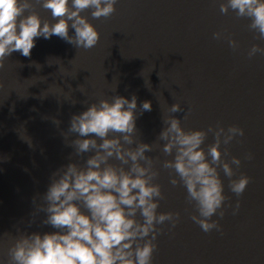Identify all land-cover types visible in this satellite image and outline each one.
Instances as JSON below:
<instances>
[{"label":"water","instance_id":"water-1","mask_svg":"<svg viewBox=\"0 0 264 264\" xmlns=\"http://www.w3.org/2000/svg\"><path fill=\"white\" fill-rule=\"evenodd\" d=\"M223 2L117 0L107 18L93 19L91 9L81 13L100 33L93 48H76L54 35L35 38L30 57L13 52L5 59L0 68V264H7V250L19 234L58 231L42 223L47 214L39 211L50 177L69 163L83 166L94 154L75 155L70 145L77 134L65 139L64 133L73 115L115 95L137 97L135 139L152 144L146 155L158 157L154 182L164 197L158 212L180 214L174 228L170 222L157 226L162 231L152 264H264V55L248 56L253 44L264 48V40L249 29V18H238L231 9L221 13ZM35 10L42 20L57 22L40 5ZM69 35H74L71 27ZM229 39L238 48L233 50ZM143 101H150L152 110L141 114ZM174 103L183 111L171 113ZM170 115L185 130L244 129V136L220 146L224 160L241 159L239 168L232 165V179L246 175L250 182L237 197L219 170L228 197L224 217L218 210L211 218L219 221V231L205 233L191 219L198 213L185 187L171 185V170L162 167L172 159L158 138ZM213 143L208 133L202 145L206 153Z\"/></svg>","mask_w":264,"mask_h":264},{"label":"clouds","instance_id":"clouds-1","mask_svg":"<svg viewBox=\"0 0 264 264\" xmlns=\"http://www.w3.org/2000/svg\"><path fill=\"white\" fill-rule=\"evenodd\" d=\"M116 3L117 0H0V68L13 52L30 57L35 38L39 37L50 39L55 35L76 48H93L100 33L81 13L91 9L93 19L107 18L115 12ZM36 5L50 11L57 22L42 20ZM229 9L238 18H249V29L258 34L257 39L264 40V0L220 3L221 13L227 14ZM69 27L74 29V35H69ZM213 35L216 39L222 37L221 32ZM229 45L233 50L238 48L235 40L229 39ZM257 53L264 55V48L253 44L248 56L252 58ZM136 109L135 95L131 100L115 95L71 117L65 139L68 134H77L70 145L75 155L94 154L83 166L69 163L52 173L39 211L47 214L42 223L58 231L19 234L7 250V264H152L155 241L162 231L157 226L170 222L174 228L180 214L158 212L159 201L164 198L161 186L154 182L159 176L155 167L158 157L146 155L153 151L152 144L135 139ZM140 110L141 114L151 111V102L143 101ZM181 111L179 103L170 107L171 113ZM184 118H188L187 114ZM163 124L167 126L158 138L165 142V156L172 157L162 162L164 169L171 170L170 184L185 187L187 200L198 213L191 219L205 233L219 231V221L211 218L218 210L219 217H224L222 209L228 199L219 170L229 178V190L237 197L250 182L246 175L232 179V165L239 168L241 159L233 156L231 162L224 160L220 146L244 136V129L231 125L226 130L219 126H210L207 131L185 130L173 115ZM208 133L214 135L215 143L208 146L206 153L202 145ZM252 158L251 153L246 156Z\"/></svg>","mask_w":264,"mask_h":264}]
</instances>
